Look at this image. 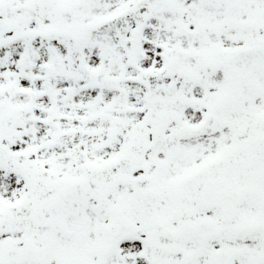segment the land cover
<instances>
[{"label":"snow or ice","instance_id":"1","mask_svg":"<svg viewBox=\"0 0 264 264\" xmlns=\"http://www.w3.org/2000/svg\"><path fill=\"white\" fill-rule=\"evenodd\" d=\"M0 264H264V0H0Z\"/></svg>","mask_w":264,"mask_h":264}]
</instances>
